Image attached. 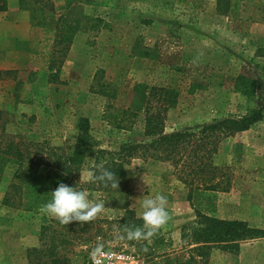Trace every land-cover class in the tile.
I'll list each match as a JSON object with an SVG mask.
<instances>
[{"label":"rangeland","instance_id":"obj_1","mask_svg":"<svg viewBox=\"0 0 264 264\" xmlns=\"http://www.w3.org/2000/svg\"><path fill=\"white\" fill-rule=\"evenodd\" d=\"M22 2L34 7L35 24L28 21L27 31L19 26L20 32L28 33L11 57L20 69L0 80V141L12 142L43 161L41 174L59 165L58 155L72 153L81 134L79 119H86L87 139L79 144L87 152L67 179L78 189L96 193L86 189L89 183L79 182L80 174L87 180L96 151L114 152L123 144L150 141L144 134L143 107L151 87L176 92L175 106L162 120L165 134L195 131L203 124L264 108V23L239 26L216 11L215 0ZM13 7L21 10L19 0ZM74 22L78 30L57 71V51L63 44H55V25L63 29ZM33 48L37 54L28 52ZM114 49L130 56L121 86L111 84L119 66L111 63ZM51 73L56 75L50 78L54 82L48 80ZM239 75L255 79L253 96L234 89ZM155 97L150 99L152 108L157 106ZM234 144L241 146L237 161ZM214 162L229 167L234 187L227 193L194 195L195 207L208 216L264 229V120L222 140ZM15 170L16 165L8 164L0 180V264H28L27 249L47 247L56 242H51L57 237L54 233L66 234L65 227L40 208L25 211L2 204ZM126 174L132 218L105 205L84 230L67 234V243L57 245L70 264H88L98 245L132 254L139 264H264V237L240 241L236 251L211 246L204 258L191 252L194 245L184 235L195 226V212L168 163L135 158ZM157 192L168 197L167 225L150 242L120 239L123 227L140 219V199ZM155 237L168 247L154 252Z\"/></svg>","mask_w":264,"mask_h":264},{"label":"trees","instance_id":"obj_2","mask_svg":"<svg viewBox=\"0 0 264 264\" xmlns=\"http://www.w3.org/2000/svg\"><path fill=\"white\" fill-rule=\"evenodd\" d=\"M19 9L29 12V23L35 24L34 7L26 5L19 0ZM215 9L219 14L233 20L237 25L243 26L255 23H264V0H215ZM7 10V0H0V12ZM59 21V20H58ZM78 22L73 25L65 24L63 29L55 25V38L57 45L63 44L59 53L57 71L63 62L74 33L78 30ZM46 31H51L47 29ZM29 53L37 54V49H29ZM130 56L116 49L112 52L111 63H119L113 70L111 84L121 86L126 73V65ZM54 66H48L50 70ZM16 71H0V80L9 77ZM56 78V75H48ZM256 81L250 76L239 75L234 79V89L244 96L251 97L254 94ZM156 96V97H155ZM155 97L157 106L152 108L149 105L150 99ZM176 92L162 87H151L145 98L143 111L145 113V136L150 137L146 143L123 144L117 151L107 152L96 151L95 164L104 162L105 166L111 169L118 177L119 188H105L100 184L89 183L86 189L100 193L106 200L105 205L125 216L132 218V212L127 207L128 192L126 166L132 159L155 160L168 163L177 180L186 188V201L194 209L196 221L195 226L185 234L189 242L194 246L190 248L196 256L204 258L208 255L211 246L219 247L227 251H236L238 243L246 239L264 237V229L250 227L242 220H224L201 213L194 205V195L203 193H227L234 183L229 172V167H221L215 164L214 159L218 154V147L222 140L233 137L236 133L248 130L253 124L264 120V108H251L242 116L236 118H224L203 124L195 131H175L169 134L163 133L162 120L168 108L175 106ZM79 130L81 132L76 147L71 154L58 155L59 165L45 168V172L39 173L43 161L37 160L34 156L12 142L3 143L0 141V180L4 168L8 164L16 165L12 181L8 185L2 198V204L25 211L41 208L51 200V191L55 190L60 182L75 187L76 184L67 179L72 175L83 161L87 152L79 143L87 139L88 124L86 119H79ZM240 144H234L232 148L233 158L237 161L241 157ZM93 165V166H94ZM46 167V166H45ZM93 169V167H92ZM91 169V170H92ZM141 219H132V225H142ZM86 224L72 222L65 227L66 234L54 233L56 241L49 246L31 248L26 250L28 264H70L68 259L60 255L57 245L67 243V234H74L77 230H84ZM80 225L82 227L80 228ZM153 251H161L168 247L162 238L156 237L152 241ZM46 256L45 260L42 257ZM193 256L189 257L190 262Z\"/></svg>","mask_w":264,"mask_h":264},{"label":"clouds","instance_id":"obj_3","mask_svg":"<svg viewBox=\"0 0 264 264\" xmlns=\"http://www.w3.org/2000/svg\"><path fill=\"white\" fill-rule=\"evenodd\" d=\"M193 63H196V60ZM80 177L79 182L100 184L105 188H119L117 175L106 167L103 161L95 164L93 169L88 171L86 181L81 174ZM50 193L51 200L41 206L40 212L56 219L62 225H68L74 221L80 224L91 223L106 208L107 199L102 194L91 193L84 189H78L76 186H68L63 182H60L56 189ZM168 203V197L161 192L151 196L144 195L140 199V212L138 213L143 222L142 225H125L119 238L138 243L150 242L171 219ZM101 248L102 245H98L94 252L98 253Z\"/></svg>","mask_w":264,"mask_h":264},{"label":"crops","instance_id":"obj_4","mask_svg":"<svg viewBox=\"0 0 264 264\" xmlns=\"http://www.w3.org/2000/svg\"><path fill=\"white\" fill-rule=\"evenodd\" d=\"M13 3L14 0H7V10L0 12V18L4 19L0 23V71L20 69L17 63L12 62L11 57L18 54L16 44L28 40V33L20 32L19 26L28 30L29 13L14 8Z\"/></svg>","mask_w":264,"mask_h":264},{"label":"built area","instance_id":"obj_5","mask_svg":"<svg viewBox=\"0 0 264 264\" xmlns=\"http://www.w3.org/2000/svg\"><path fill=\"white\" fill-rule=\"evenodd\" d=\"M88 264H139V261L134 255L124 251L101 248L98 253H90Z\"/></svg>","mask_w":264,"mask_h":264}]
</instances>
